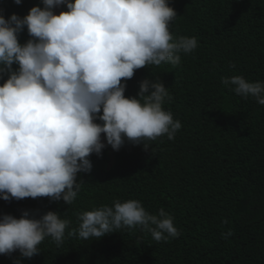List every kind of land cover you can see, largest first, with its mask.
<instances>
[{"label":"trees","instance_id":"16d2710c","mask_svg":"<svg viewBox=\"0 0 264 264\" xmlns=\"http://www.w3.org/2000/svg\"><path fill=\"white\" fill-rule=\"evenodd\" d=\"M38 5L0 0V12L23 18ZM170 6L177 13L170 32L195 37L198 47L182 53L178 66L137 70L125 96L138 98L144 79L163 83L172 97L164 109L182 124L175 138L163 135L148 147L126 140L118 152L106 146L102 156L90 157L91 173L78 174L72 205L0 199V217L53 211L71 221L70 231L80 211L139 200L150 214L163 208L173 216L179 235L157 242L137 227L88 241L67 237L60 247L49 238L33 258L16 252L0 255V264H264V105L221 83L238 75L264 81V0H170ZM28 39L25 29L19 40Z\"/></svg>","mask_w":264,"mask_h":264},{"label":"clouds","instance_id":"9594fccd","mask_svg":"<svg viewBox=\"0 0 264 264\" xmlns=\"http://www.w3.org/2000/svg\"><path fill=\"white\" fill-rule=\"evenodd\" d=\"M41 3L23 18L0 12V199L72 205L78 174L91 173L93 154L102 156L106 146L118 152L126 140L148 147L160 136L175 138L182 124L164 109L172 99L164 84L144 79L137 98L125 96L126 82L146 66H178L198 41L170 32L177 17L170 0ZM60 8L67 10L56 14ZM25 29L30 39L22 44ZM221 83L264 105V81L238 75ZM77 221L68 231L71 221L57 212L5 214L0 255L31 259L49 238L60 247L67 237L88 241L137 227L157 242L179 235L173 216L163 208L150 214L139 200L94 206Z\"/></svg>","mask_w":264,"mask_h":264},{"label":"rangeland","instance_id":"374dc122","mask_svg":"<svg viewBox=\"0 0 264 264\" xmlns=\"http://www.w3.org/2000/svg\"><path fill=\"white\" fill-rule=\"evenodd\" d=\"M66 10H67L66 8H60V9H57V10H56V14H59L60 11H66ZM105 143H106V141H105Z\"/></svg>","mask_w":264,"mask_h":264}]
</instances>
